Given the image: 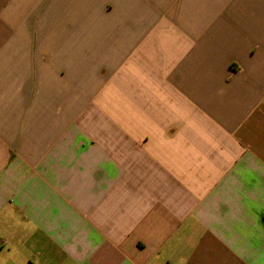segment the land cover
<instances>
[{"label": "crops", "instance_id": "obj_1", "mask_svg": "<svg viewBox=\"0 0 264 264\" xmlns=\"http://www.w3.org/2000/svg\"><path fill=\"white\" fill-rule=\"evenodd\" d=\"M0 264H264V0H0Z\"/></svg>", "mask_w": 264, "mask_h": 264}]
</instances>
